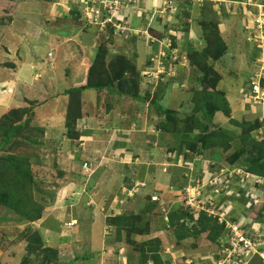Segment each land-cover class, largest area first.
<instances>
[{
	"label": "rangeland",
	"instance_id": "374dc122",
	"mask_svg": "<svg viewBox=\"0 0 264 264\" xmlns=\"http://www.w3.org/2000/svg\"><path fill=\"white\" fill-rule=\"evenodd\" d=\"M12 1L0 0V119L3 114L20 119L12 112L26 107L25 98L56 100L32 112L29 127L14 134L12 142L17 147L0 143V155L16 152L30 162L34 196L43 206L42 217L28 222L0 205V264H43L46 250L31 247L28 240L36 233L55 249L54 258L45 264H140V251L151 254L144 243L157 238L165 264H232L235 249L226 250L232 224L239 233L244 226L242 232L250 233L258 241V250H264L260 213L264 211V177L252 176L244 158L231 160L241 147L244 128L255 129L256 116L264 121V0H46L43 5L19 0L11 6ZM8 8L15 13L6 15ZM106 12L111 17L102 20ZM39 13L49 14L43 32L37 26L41 25ZM14 23L18 28L25 25L29 32L23 36ZM4 32L5 41L1 39ZM218 35L227 48L216 57ZM208 47L213 48L211 52ZM195 51L201 54L202 64L190 62ZM98 52L102 61L96 64L94 81L102 80L105 72L104 80L114 79L113 91L90 88L89 95L82 91L57 98L66 88L88 83L87 73ZM73 63L86 67L85 71L77 67L82 70L79 76L73 75V79L79 77L76 85L70 82ZM126 63L135 69H126ZM15 66L21 72H15ZM119 73L122 77L115 78ZM206 76L217 79L216 89L231 107L228 116H215L219 128L234 138L229 153L220 146L200 154L199 132L192 130L191 122L180 120L181 115L192 113L195 94L205 87L202 77ZM255 87H260V94ZM135 92L147 101H135ZM71 99V120L80 118L74 119L73 130L65 128L68 132L61 136ZM154 100L158 108L150 105ZM171 111L178 113L172 115L174 119ZM232 118L244 121L245 127L231 123ZM134 121L140 132L131 143L123 139L129 136L124 129ZM162 122L174 125L173 132L164 131ZM79 132L78 139L68 140ZM249 134L262 141L255 131ZM106 136L110 145L87 148L94 137L102 141ZM35 138L37 143L32 142ZM191 142L193 149L188 147ZM118 147L129 154L115 151ZM134 154L138 159H133ZM105 155L108 162L101 159ZM86 158L91 159L89 172L84 169ZM111 211L135 212L130 225L142 233L122 231L117 238L116 228L108 224ZM174 211L187 212L196 220L200 216L217 219L225 230L216 242L208 238V231L179 241L175 231L189 233L193 224L171 226L166 216ZM97 217L110 227L105 249L99 247L101 252L94 254L88 233L91 227V235L95 234ZM232 260L264 264V254L252 252L243 261Z\"/></svg>",
	"mask_w": 264,
	"mask_h": 264
},
{
	"label": "trees",
	"instance_id": "16d2710c",
	"mask_svg": "<svg viewBox=\"0 0 264 264\" xmlns=\"http://www.w3.org/2000/svg\"><path fill=\"white\" fill-rule=\"evenodd\" d=\"M72 15L73 13H71V15L67 18L72 17ZM107 16L108 18H110L111 14L109 12L103 13L101 15V19L105 20ZM88 22L91 21L88 20ZM91 24H93V21L91 22ZM131 28L134 27L131 26ZM214 44L217 45L215 49L216 57L222 56L226 53L227 45L222 37L218 35V37L214 41ZM212 49H213L212 47H208L207 52H211ZM200 55L201 54L198 51H195L192 54L190 62L194 64H199V63L202 64L203 59ZM101 56H102L101 52H98L96 63L94 62L93 65L91 64V67L89 68L87 73L88 83L86 85H80L78 87L72 86L66 88L62 93H59L56 96L61 97V96H65L66 94L70 95L76 93L82 94V91L84 92L85 90H88L90 88L98 91L104 90L105 88L106 89L108 88V90H112L111 82H113L114 79L109 78L108 81L104 80L103 77L106 78L105 72L101 74L102 80L104 82L102 80L94 81L93 78V72L97 69L96 68L97 62L101 63L102 61ZM205 61H206V57H205ZM77 67H79V65L74 64V66H72V69L74 68L76 69ZM125 68L132 71L135 69L134 66L129 63L125 64ZM75 72L70 76V79L73 77ZM124 73L125 72L123 70V74ZM120 77H122L121 73L115 75V78L117 79H120ZM215 80L217 79L215 78L214 80H210L209 76L202 77V84H204L205 87L195 94L193 101L194 107L192 113L190 115L184 114L180 116V120L191 122L192 130L199 132L200 135L199 139L203 143V147H201V149L198 151L200 154H202L203 150L205 151L213 148L215 149L220 146L223 147L225 152L229 153L230 150L232 148L234 149L235 146L234 144H232V141H234L232 135L228 133L226 129L221 130L219 128L220 123H215V116L217 113H223L226 116H228L231 112V107L227 100V97L225 96L224 93L216 89V82H214ZM134 84H135L134 87L136 86L135 88H138L137 82H134ZM116 92L118 91L116 90ZM132 96L137 102L145 103L147 101V97L145 98L136 92ZM25 99L28 102L26 107L23 109H13L12 112V113H17L20 116V119L17 120H14L13 118L10 119L9 118L10 115L8 114H3L4 116L0 119L1 145L5 146L6 144L12 143L13 144L12 149L14 147H17L18 143L12 142L14 139V134H17L19 129L29 127L30 117L33 114L32 112H34L38 107H41L45 103H47L48 100L51 99V97L48 96V98H46V102L44 101L38 102L36 99L35 100H30L28 98ZM72 99L69 102L67 120L64 124L65 126L61 136L64 133L68 132L67 130H65V128H69L70 130H73L74 119L76 121L78 118H80L79 116H77L76 118H73L71 120V118L74 117ZM150 105L154 106L155 108H158V105L155 100L152 101ZM30 111L31 113H29ZM28 113L30 114V116ZM173 114L175 115L178 113L176 111H171L170 116L172 117ZM258 117L256 116L255 129H250V128L248 129L247 127H245V124H243L244 121L241 122L233 118L231 119V123L237 126L245 127L244 132L241 135V147L239 148L238 151L235 150V153L231 155L232 156L231 160L236 161L244 158L243 161L247 165V170L251 172L250 174L252 176H254L253 174L257 175L255 176V178H260L262 176L264 177V121L261 118L259 120ZM172 118L174 119V117ZM161 127L166 132H173L174 129V125H171L168 122H162ZM39 129H41V127H39ZM259 129L262 130L261 134L258 133ZM41 131L44 133L43 128L41 129ZM250 131H255L256 135L260 136L262 141H258L257 139H255L256 137L249 136ZM76 135L75 136L69 135L68 140L78 139L81 135V132L78 133V136ZM38 141L39 140L37 138L32 140V142L34 143H37ZM190 144H188V147L190 149H193L192 148L193 143L191 142ZM194 147L197 146L194 145ZM10 153H11L10 155H6V156L0 155V205L5 206L7 211L14 212V214L18 215L23 221H28V222L36 221L42 217L41 213L43 206L40 204L39 201H37V199L34 196L35 177L31 170V164L28 160H24L23 157H20L16 152L10 151ZM49 155L51 154L49 153ZM56 157H57V153L55 151V156L53 155L50 158H53V160H55ZM85 163H89L91 165V159L86 158ZM261 212H262L261 218H263L264 220V211H260V213ZM131 216L136 217L137 215L135 214V212H133V214L122 213L113 216L112 213V215H110L108 224L116 228L117 238L121 237L122 231L123 232L127 231L126 233L128 234L135 233L140 235V233H142L141 230L138 228L132 229V225H130V223L133 221V220L131 221ZM166 219L168 220L169 224L173 227H176V225L178 226L180 222H182V224H184L185 221L189 223L192 222L191 225L192 224L193 225L189 228L190 230L189 233L184 231L183 229H178L177 231H175L177 239L179 241H182L187 237H190L191 235L198 237L202 235L204 232L208 231V235H207L208 238L213 242H216L220 239L222 232H224L225 230V224L224 223L220 224L217 219H212L211 217L208 216H200L196 220L192 215H189L187 212H177V211L170 212L169 215L166 216ZM241 228L243 230L244 226ZM245 234H250V233L245 232ZM40 238L41 235L36 233L31 235L28 240L29 242L31 241V247H35V248L40 247L42 250L44 251L46 250L45 258L47 259L43 263L45 264L47 263L48 260L54 258L52 256L54 255L55 249L46 246V244H44V241ZM227 239L230 240V237L228 236ZM37 240L41 241V244H35ZM144 244L148 249H150L151 254L150 256H145L147 252L144 253V251H140V257L142 256L140 264H146L148 260H151L153 264H165L158 252V249L161 247L160 245H162V242L159 238L155 240L150 239L148 240L147 243ZM228 246H230L229 242H228ZM221 248L222 247H220V249ZM203 264L206 263L204 262Z\"/></svg>",
	"mask_w": 264,
	"mask_h": 264
},
{
	"label": "crops",
	"instance_id": "0c3cea01",
	"mask_svg": "<svg viewBox=\"0 0 264 264\" xmlns=\"http://www.w3.org/2000/svg\"><path fill=\"white\" fill-rule=\"evenodd\" d=\"M16 1H19V0H13L12 2H11V6L14 4L15 5V3H16ZM37 1H39V4L40 5H43V2H46V0H37ZM48 1H50V0H48ZM0 6H1V4H0ZM7 10V13H5L6 15L7 14H9L8 16H10L11 14H13V13H15L14 11V9H6ZM11 10H12V12H11ZM42 10H45L44 8L42 9ZM41 10V11H42ZM45 13H39V16H40V18L39 17H37L40 21L38 22L39 24H41V25H37L38 26V30H40L41 32H43V31H46L47 30V28H48V26L45 24V20L47 21V16L49 15H44ZM2 16V15H1ZM8 16H6V17H8ZM46 16V17H45ZM6 17H4L3 19H1V20H4ZM27 21H29V19L27 20ZM26 21V22H27ZM28 23V22H27ZM43 24V25H42ZM3 25H8L7 23H3ZM9 25H10V23H9ZM9 25H8V27H9ZM45 25V26H44ZM16 26V27H15ZM13 27H15L17 30L19 29L20 31H21V33H22V35L24 36V35H26L29 31L25 28V25H23V26H21L20 28H18V24L16 23H14L13 24ZM61 27H62V25H61ZM14 28V29H15ZM34 29H35V31H37V28L35 27V25H34ZM7 32V31H6ZM6 32H4L3 33V37L1 38V39H3V41H5V39H4V37L7 35V33ZM12 40V39H11ZM70 39H68V41H69ZM11 62V61H10ZM60 63V62H59ZM61 63H63V62H61ZM25 63H23V65H24ZM65 64V65H64ZM69 64V63H68ZM77 64V63H76ZM10 65V64H9ZM63 65L64 66H66L67 65V63H63ZM80 65V64H79ZM60 66V65H59ZM58 66V67H59ZM73 66H74V63H73ZM81 66V65H80ZM82 67V66H81ZM80 67V69L79 70H77V68L75 69H72V71L70 72V74L72 75L76 70V72H75V74L74 75H78L79 76V73H80V71L82 70V68H84L83 70L85 71V68L86 67H82L81 68ZM79 68V67H78ZM15 72H17L19 69H17L16 68V66H15ZM20 72H21V70H19ZM74 71V72H73ZM20 72H19V74H20ZM18 74V75H19ZM77 76V78L76 79H73V77L70 79V82H71V84L73 85V84H76L75 82H77V80H79V77ZM1 91V90H0ZM85 92V94H87V95H89V92L90 91H88V90H85L84 91ZM95 92V91H94ZM93 92V93H94ZM54 94V93H53ZM47 96V95H46ZM57 98H59V97H57ZM56 100V99H55ZM55 100H49L48 102H53V101H55ZM47 105V104H46ZM44 106V105H43ZM42 107V106H41ZM41 107H38L37 109H39V108H41ZM37 109L35 110V111H37ZM104 117V120L105 121H108L109 120V117L107 116V115H104L103 116ZM94 119H96V118H94ZM85 120H87V121H90V119H85ZM138 123V122H137ZM137 123H136V121H134L133 122V125L134 124H136L135 126H131L129 129H124L125 131H127V132H129V136H127V137H124L123 139H125L127 142H131V143H134L135 142V136H136V132H140V129H137L136 127H137ZM87 137H89V135L87 136ZM82 138H83V136H82ZM81 140V139H80ZM70 141V140H69ZM92 143H89L88 144V147L87 148H89L90 150H96V149H99V148H101L103 145H110V142H109V139H108V137L106 136V138L104 139V140H102V141H100V140H98V139H96L95 137H94V139H93V141H91ZM81 145H83V144H81ZM124 145V144H123ZM115 151H118V152H123V153H125V152H130L128 149L127 150H125L123 147H118V148H115L114 149ZM107 153L109 152V151H106ZM127 154H129V153H125V155L124 156H126ZM108 155H109V153H108ZM116 155V154H115ZM128 156H130V155H128ZM134 157H133V159L135 160V159H138V154H134L133 155ZM109 159V156H107V155H105V156H103L101 159H102V161H105V162H108V159ZM141 158V157H140ZM101 161V162H102ZM139 181H137V182H135L136 184L138 183ZM97 200H99L98 198H96ZM95 206V205H94ZM102 210H105L104 208H102ZM105 213V212H104ZM112 211L110 212V214L108 215V216H110V215H112ZM118 213H120V212H118ZM118 213H113L114 215H117ZM95 220V219H94ZM94 223V222H93ZM94 226H95V234H93L92 233V235H91V227H89L90 228V230H89V233H88V235L90 236V238H89V241H90V250L91 251H94V254H98L99 252H101L100 250H98L99 249V247L100 248H102V249H105V247H104V242H105V240H107V235H108V233H109V230H108V228L110 227L108 224H106V223H104V221H102L101 219H99L98 217L96 218V220H95V223H94ZM98 226H100V227H98ZM105 227H106V230H105ZM80 234L81 235H79V238L80 237H82V232H80ZM84 238H86V237H84ZM75 242L77 241L76 240V238H74L73 239Z\"/></svg>",
	"mask_w": 264,
	"mask_h": 264
},
{
	"label": "bare ground",
	"instance_id": "6f19581e",
	"mask_svg": "<svg viewBox=\"0 0 264 264\" xmlns=\"http://www.w3.org/2000/svg\"><path fill=\"white\" fill-rule=\"evenodd\" d=\"M234 226H235V224H232V228L229 229V231L231 232L230 233V241H229L230 246L227 247V249H226L227 251L229 249H235V247H234L235 237L238 239V234H236V232L233 229ZM238 229L239 228L237 227V231H238ZM241 235H243L245 237H250L252 239L251 243H246L244 241L240 242L239 250H237L235 252V254L233 255V258L236 259V257L238 256V253H239V256L237 257V260H240V261H243V260L247 259L250 252H255V253L259 254V255L264 254V250L263 249L262 250H258V246H259V244H257L258 241H256L251 234H245V232L244 231L242 232V230H241ZM259 248H261V247H259ZM229 262H232V264H235L233 260H230Z\"/></svg>",
	"mask_w": 264,
	"mask_h": 264
},
{
	"label": "built area",
	"instance_id": "2783aa9c",
	"mask_svg": "<svg viewBox=\"0 0 264 264\" xmlns=\"http://www.w3.org/2000/svg\"><path fill=\"white\" fill-rule=\"evenodd\" d=\"M255 91H256V93L257 94H260V87H255V89H254ZM89 167H90V164L89 163H85L84 164V168L85 169H89ZM234 231L236 232V234H238V239H237V242L236 243H234V247H235V252L237 251V250H239V244H240V242H246V243H251V238L250 237H245V236H243V235H241V233H239L238 231H237V227L236 226H234ZM250 253H252V252H250ZM238 256H239V253H238ZM237 256V257H238ZM237 257H236V259H237ZM232 258H233V255H231L230 256V260H232Z\"/></svg>",
	"mask_w": 264,
	"mask_h": 264
},
{
	"label": "clouds",
	"instance_id": "9594fccd",
	"mask_svg": "<svg viewBox=\"0 0 264 264\" xmlns=\"http://www.w3.org/2000/svg\"><path fill=\"white\" fill-rule=\"evenodd\" d=\"M84 169H85V168H84ZM85 170H88L87 172H89V171H90V169H85ZM262 183H263V182H262ZM262 183H261V184H262Z\"/></svg>",
	"mask_w": 264,
	"mask_h": 264
}]
</instances>
